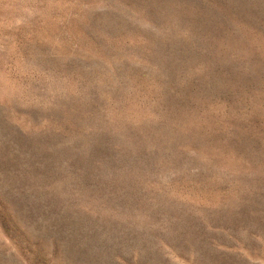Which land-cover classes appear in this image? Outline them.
Returning a JSON list of instances; mask_svg holds the SVG:
<instances>
[{
	"label": "rangeland",
	"instance_id": "1",
	"mask_svg": "<svg viewBox=\"0 0 264 264\" xmlns=\"http://www.w3.org/2000/svg\"><path fill=\"white\" fill-rule=\"evenodd\" d=\"M0 264H264V0H0Z\"/></svg>",
	"mask_w": 264,
	"mask_h": 264
}]
</instances>
